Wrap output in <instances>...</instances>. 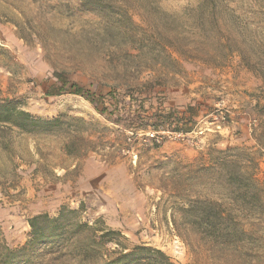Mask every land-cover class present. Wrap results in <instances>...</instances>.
Wrapping results in <instances>:
<instances>
[{"label": "rangeland", "instance_id": "374dc122", "mask_svg": "<svg viewBox=\"0 0 264 264\" xmlns=\"http://www.w3.org/2000/svg\"><path fill=\"white\" fill-rule=\"evenodd\" d=\"M94 1L0 0V98L106 126L112 143H83L74 158L65 133L0 134V245H24L30 217L66 207L173 264H264V0ZM146 80L156 82L149 98L129 87L125 102L142 100V116L197 106L189 133L124 131L70 93L72 83L105 96ZM232 148L257 163L253 196L236 198L210 168ZM194 199L201 206L187 210Z\"/></svg>", "mask_w": 264, "mask_h": 264}, {"label": "trees", "instance_id": "16d2710c", "mask_svg": "<svg viewBox=\"0 0 264 264\" xmlns=\"http://www.w3.org/2000/svg\"><path fill=\"white\" fill-rule=\"evenodd\" d=\"M90 4L97 8L99 0ZM91 10H94L93 7ZM176 54L187 58L183 53ZM167 71L178 72L170 69ZM56 77L61 81V75L57 74ZM61 82V88L67 85L66 81ZM155 84L153 80H146L135 86L123 87V92H119L118 87L113 86L105 96H93L90 92L79 91L77 85L72 83L70 93L84 97L106 122L124 131L157 132L158 128L167 131L168 129L164 128L173 126L171 130L173 132L189 133L197 106L189 105L182 113L172 111L142 116L137 110L138 107L143 108L142 100L139 105H135V109L133 104L125 102L126 98H133V94L127 93V88L138 90L137 95H143L147 99L156 88ZM69 121L75 124L71 125ZM5 131L35 136L65 133L63 150L67 156L74 158L81 155L80 145L83 143L90 152H96L99 146H112L111 140L107 137L111 129L106 126H98L97 123L85 122L81 118L66 115L50 119L34 116L24 110L17 100L6 97L0 98V134L3 135ZM81 133H85L86 137H80ZM209 162L210 168L215 169L219 176L226 179L236 198L247 197L249 194L253 196L256 190L257 163L250 154L237 148L226 149L216 151L213 161ZM199 205L201 206L199 199L191 200L187 210L194 211ZM211 210L213 208H206L204 211L208 225L211 224V217L215 218ZM27 224L30 236L24 245L15 249L0 245V264H37L44 263L45 258L55 261L66 259L72 264H173L160 250L144 246L128 247L125 243L127 239L120 231L107 227L99 219L91 223L83 221L79 210L60 207L56 215L39 213L30 217Z\"/></svg>", "mask_w": 264, "mask_h": 264}]
</instances>
